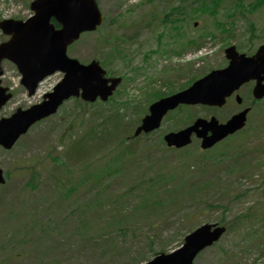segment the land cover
<instances>
[{
  "label": "rangeland",
  "instance_id": "obj_1",
  "mask_svg": "<svg viewBox=\"0 0 264 264\" xmlns=\"http://www.w3.org/2000/svg\"><path fill=\"white\" fill-rule=\"evenodd\" d=\"M30 1L0 0V19H25L32 14L28 7ZM139 1L97 0L105 17L113 20L112 23L106 21L98 32L85 35L68 52L69 56L86 64L91 59L112 60L108 67L114 75L122 74L133 79L124 80L123 87L114 96L115 101L122 104L118 110L123 117L122 128L116 132L112 126L114 120L106 121L109 123L106 127L109 136H102L96 145L83 143L85 153L76 156L72 152L74 145L80 141L85 142L92 128L99 130L102 121L116 109L110 103L98 110L94 106L69 100L56 115L33 126L12 150H0V168L8 175L0 187V264H143L155 253L177 248L185 235L201 224L217 223L223 216L227 226L243 214H256L249 218L253 223L239 218L241 230L240 227L231 225L238 228L233 230L229 226V230L218 242L199 254L194 264H264V228H261L264 225V102L255 106L243 133L207 153L211 157L224 146L249 150L242 153L239 159L226 158L220 164L223 173L204 177L207 183L196 196L195 206H189L190 203L185 201L174 204L168 200L164 191L154 190L152 196L130 200L129 206L122 211H113L121 196L137 191L136 186L144 183L142 176L148 178L154 173L169 170L170 165L176 163L178 153L171 156L157 146L159 132L165 133L170 128L178 127L171 120H164L157 134L138 140L141 143L139 146L143 144L138 158L129 162L114 182L107 179L101 186L93 188L86 181L74 191V197H71L70 191H64L74 181L103 169L104 156L111 153L107 151L106 143L113 146L116 141L114 150L121 149L117 145L118 139L126 134L124 127L134 124L132 122L137 114L139 116L135 110L144 106L146 93L152 88H160V81L164 78L160 73L163 76L168 74L166 78L177 85L183 83L189 74L187 71L183 76L177 75L178 63L192 61V74L219 68L224 60L223 47L227 42L241 43L245 48L248 47L245 44L248 37L244 31L248 20L256 27L253 45L264 41V30L260 32L264 29V10H260L264 9V0H258L257 12L245 15L244 19L240 16L234 19L233 40L226 42L219 35L215 42L204 41L201 49L202 55L206 56L204 59H192L197 52L189 49L180 57L153 54L143 60L145 53L155 49L171 51L169 46H164V37L155 36L156 31L143 27L145 15L162 14L169 7L178 6L179 0H153L143 4L142 0ZM226 2L229 5L225 18L230 21L227 14L239 11L240 7L233 0H221L220 5ZM186 3L195 6L192 1L187 0ZM128 10L130 14H127ZM191 15L192 12H189L187 17ZM221 15L216 16V19L222 20ZM153 18H147L148 24L154 22ZM199 21L198 28L185 26V34L194 36L205 31L216 32L212 17L203 15ZM164 29L162 26L158 30ZM173 33L165 39L176 43L182 37ZM102 38H106L108 43L101 44V47L98 44L97 47V40ZM6 40L7 37L0 32V43ZM115 48L122 50L118 56L113 52ZM122 52L127 57L124 62ZM2 68V86L12 90L13 97L0 110V118L9 117L17 108L26 109L36 104L42 94L48 92L61 78V74L47 78L40 86L38 95L28 97L19 84L20 76L15 66L4 62ZM151 80L158 81L155 87L147 85ZM246 92L245 89L243 94L246 95ZM123 99L125 101H121ZM223 109L208 111L198 106L190 112H196L194 119L214 116L219 120L232 111L229 107ZM195 144L185 150L186 153H193L191 158L195 157ZM99 149L100 152H106L99 153ZM86 164L90 166L89 169H83ZM63 193L68 199L63 197ZM141 201L148 203L139 206ZM208 203L214 204L216 209L201 211ZM83 205L87 206L86 210ZM187 216L191 217V222ZM117 219L119 223L114 224ZM249 224L253 225L254 233ZM121 228H124V233L118 231ZM238 233L242 238L238 237ZM255 241L257 244L252 247Z\"/></svg>",
  "mask_w": 264,
  "mask_h": 264
},
{
  "label": "water",
  "instance_id": "obj_2",
  "mask_svg": "<svg viewBox=\"0 0 264 264\" xmlns=\"http://www.w3.org/2000/svg\"><path fill=\"white\" fill-rule=\"evenodd\" d=\"M30 9L34 16L25 23L14 21L0 23L3 33L11 35L8 43L0 45V63L3 59H9L17 65L22 74L21 84L28 90L29 96L34 93L37 83L46 76L60 71L64 73V77L51 93L44 96L45 100L41 104L27 111L17 110L9 119L0 120V144L7 148L33 123L53 114L63 100L77 96L79 90L81 98L85 101H93L97 96L105 100L116 83L111 81L112 85L107 86V80L103 78V72L96 63L84 67L65 57L67 45L76 40L80 32L92 30L100 21L93 0H34L30 4ZM52 18L61 29H54L50 24ZM260 53V59L263 60L264 48ZM227 54L231 60L227 70L212 72L197 82L195 87L154 105L151 116L142 121V126L137 132H148L158 127L163 114L179 103L222 105L224 97L246 81L253 69L247 62L239 61L244 59L238 57L234 51L228 50ZM258 68L263 69V66L260 65ZM241 70L245 73L242 77ZM5 92L6 89L0 88V107L10 98ZM243 119L241 114L234 117L227 127L214 129L213 136L203 140L202 148L210 146L227 133L241 127ZM198 123L199 121L177 135L167 136L165 139L168 145L181 147L188 144L189 137L196 131ZM208 230V226L202 227L186 237L181 249L169 255H161L147 264H191L200 250L218 238L219 232L208 233Z\"/></svg>",
  "mask_w": 264,
  "mask_h": 264
},
{
  "label": "trees",
  "instance_id": "obj_3",
  "mask_svg": "<svg viewBox=\"0 0 264 264\" xmlns=\"http://www.w3.org/2000/svg\"><path fill=\"white\" fill-rule=\"evenodd\" d=\"M101 184V178H99L97 176V181H96V185H100ZM198 186H202V184H197ZM198 189V188H197ZM176 200V197L175 198H172L171 201H175ZM119 223V219L114 223V224H118Z\"/></svg>",
  "mask_w": 264,
  "mask_h": 264
}]
</instances>
